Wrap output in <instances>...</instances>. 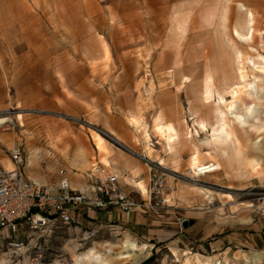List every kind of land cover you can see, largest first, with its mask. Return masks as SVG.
Listing matches in <instances>:
<instances>
[{
	"label": "rangeland",
	"instance_id": "obj_1",
	"mask_svg": "<svg viewBox=\"0 0 264 264\" xmlns=\"http://www.w3.org/2000/svg\"><path fill=\"white\" fill-rule=\"evenodd\" d=\"M249 13L253 42H236L233 31L238 21L249 28ZM238 53L255 82L258 130L234 95ZM263 55L264 0H0V118L11 121L0 126V162L21 148L25 176L55 166L70 175L63 162L76 137L97 147L99 135L128 161L112 162L110 175L159 223L142 235L135 224L98 225L93 240H85L89 225L44 238L22 231L44 264H98L102 246L121 252L128 241L135 264H264V73L253 66ZM222 114L234 133L226 149L212 142ZM130 161L134 182L120 171ZM194 162L218 171L194 176ZM94 170L87 174L98 179ZM153 173L162 177L160 208L157 200L145 208ZM6 261L24 264L0 243Z\"/></svg>",
	"mask_w": 264,
	"mask_h": 264
},
{
	"label": "built area",
	"instance_id": "obj_2",
	"mask_svg": "<svg viewBox=\"0 0 264 264\" xmlns=\"http://www.w3.org/2000/svg\"><path fill=\"white\" fill-rule=\"evenodd\" d=\"M11 161L13 170L0 163V243H6L18 263L27 259L30 264H44L43 253L35 252L37 247L29 243L27 234L23 236L22 231L44 238L60 227L80 226L82 207L103 211L116 209L123 213L138 208L135 201L124 193L119 177L110 174L102 177L101 169L97 170L98 179H95L98 197L91 199L71 188L66 170L59 172V181L55 186L29 180L22 170L26 161L21 148L11 152ZM216 171L218 168L209 164L192 173L194 176H205ZM162 186L161 175L153 173L146 205L153 206L157 200L155 206L160 208ZM161 203L164 206L167 201L162 199ZM100 230L98 226H90L85 232V240L95 239Z\"/></svg>",
	"mask_w": 264,
	"mask_h": 264
},
{
	"label": "bare ground",
	"instance_id": "obj_3",
	"mask_svg": "<svg viewBox=\"0 0 264 264\" xmlns=\"http://www.w3.org/2000/svg\"><path fill=\"white\" fill-rule=\"evenodd\" d=\"M248 17L250 18V26L248 28V26H244L243 25V21H238V25L235 27L234 31H233V38L236 40V42H246V43H252L253 39H254V28H253V14L249 13ZM261 60L263 61V64L261 66H257L256 64H254L253 62V66L255 67V69L257 70L258 73H264V55L260 57ZM238 62L240 63L237 74H238V79L240 82V85L237 89V91L234 92V95L236 96H240L244 99L243 101V105H244V109L246 112V115L248 117V119H250L249 121H252L253 123L251 124V127H253L254 129L258 130V123L260 122L259 120V113L257 110V105L255 103V101L257 100V91H256V86H255V82H250L248 79L250 78V75H248L246 68L244 66L241 54L238 53V57H237ZM213 84H212V79L211 77H208V87L206 90V96L208 98H210L213 95ZM218 94V101L219 104H225L226 100L225 97L219 93ZM22 116L20 115L19 118H21ZM75 120V119H73ZM221 125H218L217 127L213 128L212 131V142L222 148V149H226L229 147L230 143L233 141V128L231 126V124L229 122H227V118L225 115L222 114L221 116ZM237 120H243L242 117H238ZM76 121V120H75ZM11 122L9 118L3 117L0 118V126L6 125L7 123ZM132 124H137V120L132 118L130 121ZM51 134L52 135H60L61 131L58 127H52L51 129ZM149 138V135H147ZM99 138H96V145L98 147V150L100 151L101 154H105L106 153V146L105 143L103 142V138H101V136L98 135ZM14 138L12 136L6 137L4 139V141L10 142L13 141ZM74 140L70 139L68 140L69 142H73ZM75 142H79L82 147H80L77 152L76 155L73 159L74 163L76 164H81L83 163H88L87 162V157H88V149L86 147H84L85 142H84V138L79 136L76 137V141ZM120 143V142H119ZM173 143V139L172 137H168L167 138V144H168V149L170 152H172V147L171 144ZM31 146V145H30ZM31 150V147H30ZM29 150V151H30ZM134 154V152H131ZM37 154V153H33L32 155ZM139 158L142 159H148L147 157L144 156H140L137 155ZM35 157V156H34ZM6 169L8 170H13L14 169V164L12 163V161L10 159L8 160H3L2 162H0ZM29 165H32V163H29ZM161 165H163V162L161 163ZM205 165H200L199 162H194L192 164V168L194 170V172L196 173L198 170H200L202 167H204ZM100 167V166H99ZM101 171H102V177H106L107 175H109L110 173V166L107 163V160L104 157H102V165L100 167ZM94 172H97V169L94 170ZM141 185V184H139ZM141 189L143 190V193L145 192V188L141 187ZM208 199L212 200V196H208ZM108 247V250L106 249ZM103 250H104V254L100 255L98 257L95 258V260L98 262V264H114L115 260H119V261H124L125 264H135V262H133L134 258L138 257V250L136 245L133 242H126L124 244V246L122 247V251L121 252H116L115 248L113 247V245L111 244H106L105 246H102ZM5 264H10V261H6ZM24 264H29V261L27 259L24 260Z\"/></svg>",
	"mask_w": 264,
	"mask_h": 264
},
{
	"label": "crops",
	"instance_id": "obj_4",
	"mask_svg": "<svg viewBox=\"0 0 264 264\" xmlns=\"http://www.w3.org/2000/svg\"><path fill=\"white\" fill-rule=\"evenodd\" d=\"M84 142H85L84 147H86L89 151L88 157H87L88 163L85 164L82 162L79 165V164L74 163V161H73L77 150L80 147H82V145L79 142H78V144H77V142H75L76 145H74L72 147L71 154L68 155L67 159L63 163H65L66 166L71 171V174L69 175L71 188L74 191L85 194L87 197H89L91 199H96L98 197V194L96 192V188L94 187V181H93V180H95L94 179L95 175H93V177H92V176H89L87 173H89L91 170H94L95 167H97V166L101 167L102 157H104V156L107 160V163L110 166V169H109L110 173L115 172V170H113L111 168L112 162L119 161L121 163H125L128 161H126V159H124V157H121V156L113 153V151H111V149L109 147H107L106 145H105L106 146L105 147L106 153L101 154L100 151L98 150V147H96V146L94 147L92 145V143H90V141H87L86 138H84ZM129 163L131 165H127L126 167H124V169H121L120 171L123 173H127L128 177H129L128 179L130 181L134 182L133 180H136V179H134V175L132 174V171L129 172V167H131L133 165H132L131 161ZM29 167L31 169H33L32 165H29ZM58 168H59V166H55L51 170H49L50 172H52V176H51V174L48 173L49 172L48 171L45 174L29 173L26 175V177L31 181H39V182L47 184V185L55 186L59 181V172H58L59 169ZM127 169H128V171H127ZM79 170L81 172L80 174L74 173V172L79 171ZM139 184L140 183H138L137 185H139ZM144 207L146 208L147 205H144ZM81 210H82L81 219H80L81 225L79 227H85L86 225H89V227L90 226H98V225L105 226V225H108L111 223L119 224V226L120 225H126V224H129V225L135 224L136 228L138 229L137 233L142 235L140 233V231H141L140 228H144V226L146 224H150V226H151V227H148V230L152 227H158V224H159V223H157V220L155 217L148 216L145 211L141 210V207L139 205H138V208H136L134 211L129 212V213H123L122 211H119L116 209H112L109 211H103V210H99L96 208L89 209V208H85V207H82ZM143 231H145V230H143ZM158 231L160 232V229H158ZM146 232H147V234L150 233L149 231H146ZM165 233H167V232H165ZM156 237L160 241V235H157Z\"/></svg>",
	"mask_w": 264,
	"mask_h": 264
}]
</instances>
